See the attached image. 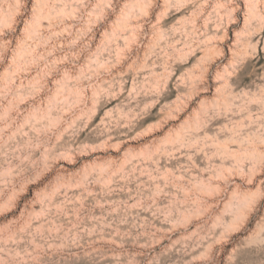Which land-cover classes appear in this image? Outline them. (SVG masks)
Wrapping results in <instances>:
<instances>
[{
	"label": "rangeland",
	"instance_id": "rangeland-1",
	"mask_svg": "<svg viewBox=\"0 0 264 264\" xmlns=\"http://www.w3.org/2000/svg\"><path fill=\"white\" fill-rule=\"evenodd\" d=\"M0 264H264V0H0Z\"/></svg>",
	"mask_w": 264,
	"mask_h": 264
}]
</instances>
